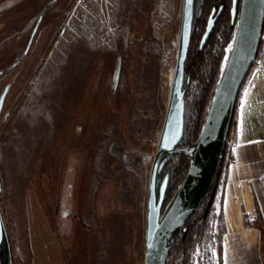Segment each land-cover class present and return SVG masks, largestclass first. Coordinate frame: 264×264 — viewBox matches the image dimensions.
<instances>
[{
  "label": "rangeland",
  "instance_id": "1",
  "mask_svg": "<svg viewBox=\"0 0 264 264\" xmlns=\"http://www.w3.org/2000/svg\"><path fill=\"white\" fill-rule=\"evenodd\" d=\"M10 1L0 0V12ZM193 1L196 18L201 0ZM16 4L19 47L9 58L0 51V69L35 34L20 64L0 77V94L7 89L0 112V264H143L151 169L159 159L158 194L169 156L159 146L184 0ZM194 146L178 150L193 153ZM216 209L212 237L191 264H219ZM164 264L180 261L167 256Z\"/></svg>",
  "mask_w": 264,
  "mask_h": 264
},
{
  "label": "water",
  "instance_id": "2",
  "mask_svg": "<svg viewBox=\"0 0 264 264\" xmlns=\"http://www.w3.org/2000/svg\"><path fill=\"white\" fill-rule=\"evenodd\" d=\"M193 0H184L181 44L172 96L160 140V155L183 153L190 157L186 175L166 212L161 214L157 201L156 174L159 159L152 166L147 205V228L143 264H164L186 222L195 213L206 196L229 132L240 88L255 61L263 26L264 0H231L230 30L233 40L224 70L211 101L193 153L176 150L183 129V68L190 41L193 21ZM222 6L214 5L208 16L198 51L211 34ZM2 98L0 99V109ZM1 190V187H0ZM163 187L161 188V192ZM0 223V245L2 242Z\"/></svg>",
  "mask_w": 264,
  "mask_h": 264
},
{
  "label": "trees",
  "instance_id": "3",
  "mask_svg": "<svg viewBox=\"0 0 264 264\" xmlns=\"http://www.w3.org/2000/svg\"><path fill=\"white\" fill-rule=\"evenodd\" d=\"M215 4L217 7L221 5L222 11L214 24L204 48L198 51L199 42L204 33L208 16ZM230 8L231 0H201L200 14L196 18L193 16L190 41L183 68V129L175 146L176 150L190 144H196L201 132L224 70L227 60V58L225 60L227 47L233 40V31L230 30ZM259 49L260 42L257 47L256 56ZM232 121L233 115L229 130L232 127ZM224 151L225 145L222 155ZM189 163L190 157L188 155L174 153L168 156L162 165L160 171V178L162 180L157 194V201H160L161 214L181 185ZM223 167L224 161L221 158L206 196L195 213L184 225L183 231L168 254V257L180 261V264H191L196 249H199L203 243L212 237L211 231L213 230L215 219V199L221 191ZM162 187L163 190L161 192ZM217 227L220 228L219 223ZM218 254H220L219 246Z\"/></svg>",
  "mask_w": 264,
  "mask_h": 264
},
{
  "label": "crops",
  "instance_id": "4",
  "mask_svg": "<svg viewBox=\"0 0 264 264\" xmlns=\"http://www.w3.org/2000/svg\"><path fill=\"white\" fill-rule=\"evenodd\" d=\"M230 130L236 163L224 162L215 199L219 264H264V56L240 88Z\"/></svg>",
  "mask_w": 264,
  "mask_h": 264
},
{
  "label": "flooded vegetation",
  "instance_id": "5",
  "mask_svg": "<svg viewBox=\"0 0 264 264\" xmlns=\"http://www.w3.org/2000/svg\"><path fill=\"white\" fill-rule=\"evenodd\" d=\"M16 1L13 0L7 2V4H5L6 6L3 5L4 8L6 7L5 10L0 12V51L5 50V53L3 52L1 55L2 57L5 55V58L12 57L19 47L18 44V41L20 39L19 27H18L19 20H18V16H15V14H11L15 10H17L16 5L18 4H16ZM56 2L57 1H54L53 4H55ZM50 5L51 4H47L44 7V12L49 9ZM34 34H35V30L32 29L29 35V42L27 48L30 45ZM27 48L22 54H19L18 57L15 60H13V62L10 65H8V67L4 69H0V77H2L4 74L8 72H12L14 68L20 64L21 60L26 54ZM6 93H7V89H3L0 94V99L2 98L1 109L4 103Z\"/></svg>",
  "mask_w": 264,
  "mask_h": 264
},
{
  "label": "built area",
  "instance_id": "6",
  "mask_svg": "<svg viewBox=\"0 0 264 264\" xmlns=\"http://www.w3.org/2000/svg\"><path fill=\"white\" fill-rule=\"evenodd\" d=\"M261 40L264 43V23L262 26V31H261V35H260V42ZM233 135H231V130L229 132V135L226 138V142H225V151L222 155V159L224 162H226V164H235L236 163V159L233 156Z\"/></svg>",
  "mask_w": 264,
  "mask_h": 264
}]
</instances>
